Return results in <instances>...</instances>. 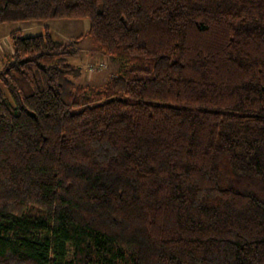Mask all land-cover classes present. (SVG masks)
I'll return each mask as SVG.
<instances>
[{
	"label": "trees",
	"instance_id": "1",
	"mask_svg": "<svg viewBox=\"0 0 264 264\" xmlns=\"http://www.w3.org/2000/svg\"><path fill=\"white\" fill-rule=\"evenodd\" d=\"M52 19L89 29L16 31L0 71V264H264V0H0Z\"/></svg>",
	"mask_w": 264,
	"mask_h": 264
},
{
	"label": "rangeland",
	"instance_id": "2",
	"mask_svg": "<svg viewBox=\"0 0 264 264\" xmlns=\"http://www.w3.org/2000/svg\"><path fill=\"white\" fill-rule=\"evenodd\" d=\"M46 27L50 29L54 39L63 42H71L75 38L83 36L88 31L89 20L52 19L47 22H15L0 24V71L3 69L4 64L8 62V57L12 54V45L9 39L10 34L21 31L24 36H35L43 34ZM95 46L96 44L91 37H83L81 39L78 45V53L68 58V62L73 67H79L81 74L71 79L77 84L103 88L108 78L119 73L124 65L121 60L109 55H107L109 58L106 56L107 58L105 59H99L100 54L92 53V48L95 49ZM86 48L87 53L83 52ZM99 73H102V75L97 76ZM0 89L7 93V90L1 82ZM71 255L72 247L69 246V256Z\"/></svg>",
	"mask_w": 264,
	"mask_h": 264
},
{
	"label": "crops",
	"instance_id": "3",
	"mask_svg": "<svg viewBox=\"0 0 264 264\" xmlns=\"http://www.w3.org/2000/svg\"><path fill=\"white\" fill-rule=\"evenodd\" d=\"M92 50H93L92 53H94V54H100V58H99V59H101V58H104V59H105V58L108 57L107 55H105L104 53H102V52L100 51V49L98 48L97 45L95 46V49L92 48ZM83 52H86V53H87V48H86L85 51H83ZM103 54H104L105 56H104ZM106 56H107V57H106ZM108 58H109V57H108ZM6 59H7V57H6ZM4 65H5V64H4ZM3 67H4V66H3ZM98 75L101 76L102 73L97 74V76H98ZM104 76H105V75H104ZM104 76H103V77H104ZM103 77H102V80H103ZM107 78H108V77H107ZM109 78H110V77H109ZM109 78H108V79H109ZM86 80H87V76H86ZM106 82H107V81H106ZM106 82H105V83H106Z\"/></svg>",
	"mask_w": 264,
	"mask_h": 264
}]
</instances>
